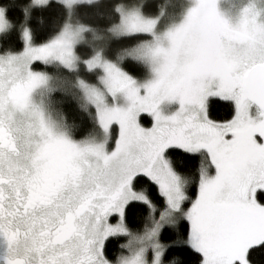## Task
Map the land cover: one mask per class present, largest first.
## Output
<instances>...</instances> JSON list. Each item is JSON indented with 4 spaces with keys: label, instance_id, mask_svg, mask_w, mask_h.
<instances>
[{
    "label": "snow or ice",
    "instance_id": "6c2138e0",
    "mask_svg": "<svg viewBox=\"0 0 264 264\" xmlns=\"http://www.w3.org/2000/svg\"><path fill=\"white\" fill-rule=\"evenodd\" d=\"M258 15L245 8L233 25L218 0H195L167 33L169 46L158 49L155 79L137 84L110 66L109 90L129 102L127 109L110 108L94 94L104 130L114 122L120 127L110 153L102 145L81 147L42 121L24 138L22 151L21 137L0 116L3 264H102V247H92L102 219L121 201L132 203L123 177L140 168L138 184L143 169L176 151L187 154L198 178L185 190L160 169L159 186L171 211L181 214L200 264H252V253L264 250V23ZM31 51L34 60L68 55L60 42ZM37 82L33 77L28 85L0 90V112L5 102L26 107ZM209 93L223 101L226 118L212 117ZM165 100L178 104L170 115L160 111ZM145 114L152 117L150 128L141 126Z\"/></svg>",
    "mask_w": 264,
    "mask_h": 264
},
{
    "label": "trees",
    "instance_id": "16d2710c",
    "mask_svg": "<svg viewBox=\"0 0 264 264\" xmlns=\"http://www.w3.org/2000/svg\"><path fill=\"white\" fill-rule=\"evenodd\" d=\"M183 0H98L92 3H81L74 7L73 17L69 9L60 1L51 0L45 5H33L32 0H0V7L4 9L10 27L0 35V50L18 53L24 47L22 32L29 30L36 45L44 44L57 36L65 25L77 22L92 29L97 35L103 37L98 42H87L76 48L79 58L76 70H69L58 63H35L33 69L44 72L50 78L58 79L62 91L54 90L50 94L52 107L69 128L76 141H84L91 136L101 133L102 129L96 116V109L87 103L83 95L82 84L99 85L102 72L90 66L86 61L91 59L101 48L103 56L116 63L124 72L137 80H144L148 75V66L140 53L135 59L128 57L129 52L137 46L152 39L149 34H133L112 37L110 32L121 22L120 7H141L144 15L156 17L164 10L167 14L176 6L181 8ZM264 1V0H263ZM180 3V5H179ZM181 13V12H180ZM179 13V16H180ZM179 16L173 18L177 20ZM172 21V22H173ZM88 39L90 34L86 35ZM139 55V56H138ZM59 89V88H58ZM223 101L211 98L208 109L214 119L227 117V109L222 106ZM143 127H151L152 119L145 115ZM113 146L118 134V127L113 125L110 129ZM176 173L187 182V189L196 182L198 171L192 166L187 154L176 151L173 155H166ZM133 180L135 192L143 193L147 202L134 201L126 207L124 221L126 227L137 234L147 231L162 213L167 209L165 197L161 194L159 186L145 176L137 184ZM153 207V209L151 208ZM161 244L165 247L163 261L165 264H200L199 254L195 252L186 239L180 221L176 226L164 227L159 235ZM124 237H111L104 245V257L107 262L115 263L122 255ZM252 264H264V250H257L251 255Z\"/></svg>",
    "mask_w": 264,
    "mask_h": 264
},
{
    "label": "rangeland",
    "instance_id": "374dc122",
    "mask_svg": "<svg viewBox=\"0 0 264 264\" xmlns=\"http://www.w3.org/2000/svg\"><path fill=\"white\" fill-rule=\"evenodd\" d=\"M32 1L33 5L40 6L49 3L51 0ZM57 1L65 4L70 11L71 17H73V10L76 5L81 3H92L98 0ZM181 5L182 6L180 9L179 6H176L171 9L168 14L163 10L161 14L156 17H149L144 15L141 11V7L138 6L120 7L122 17L121 22L110 32V35L112 37L127 36L133 34H149L152 36V39L150 41L142 43L141 45L137 46L134 51H131L128 54V57L134 59L136 53L141 54V52H145L149 54L150 58L142 57L148 66V75L144 80H137L132 78L116 63L107 60L103 56V50L99 48L94 56L86 62L88 65L94 66L101 70L102 75L100 77V83L99 85L82 84L84 98H86L87 103H91L92 106H94V108L96 109V116L98 120L99 118L97 114V105L93 103V100L95 98L94 94L102 96L105 103L110 108L127 109L129 107V102L126 100L125 94L123 92H117L115 95H113L109 90L110 66L113 70H119L121 73L126 74L128 77H131L134 81L137 82V84H144L155 79L156 70L161 67L159 59L161 53L158 51V49H166L169 46L167 33L174 31L176 27L184 21L189 10L195 6V0H183L181 2ZM218 7L224 14L225 18H227L233 25L238 23L241 17V13L245 8H250L255 13H258V20L264 23L263 0H218ZM0 9L3 10V27H0V35H2L4 31L10 27V23L6 19L4 9L1 7ZM176 16H179V18L173 21V18ZM149 24L151 25V30L144 31V27ZM26 33L28 34L27 39ZM87 33L91 35V37H89L90 39H88V37L86 36ZM22 37L24 41V47L22 48V50L18 53H12L1 57L0 63L3 64L6 72L13 73L10 82H15L14 86L28 85L29 81L33 77L39 78V82L35 83V85L31 87L28 93L26 108H20L19 118H16V120L22 126L26 136H28L34 129V127L38 126L42 121L43 124L54 134L64 135L73 143L81 147L102 145L105 152H112L116 147V141L120 135L119 125L114 122L106 132L99 121L102 129L101 133L95 134L84 141H76L72 137L71 132L64 121V118L57 113L54 107H52L53 105L50 99V94L53 93L54 90H63L58 79H56L55 77L51 79L50 76H48L44 72L33 69V65L35 63H58V65H61L69 70H76L79 62V58L76 52V48L78 47V45L87 42L89 43L90 41L92 43L98 42L101 41L103 37L97 35V33L89 27L81 25L77 22H71V20L65 25V27L57 36L44 44L36 45L33 42L32 36L27 28L22 32ZM57 42H60V47L64 49L66 53H68V55L65 56V59L56 58V56L54 55L48 56L44 60L32 59L34 53L31 50L53 45ZM211 98H214V95L212 93H209L205 99V103L207 106L208 101ZM159 108L163 114L170 115L177 110L178 104L165 100L159 105ZM113 125H116L118 127V134L113 143V146L110 147V143L112 142L110 129ZM160 169H164L165 172L178 177L181 186L185 190H187V182L181 175L175 172L165 155L162 159H158L155 162L154 167L145 168L143 169V171L146 173L145 176L149 177L159 186V182L162 179V176L159 174ZM139 171H141L140 168H131L123 177L125 186H127L128 188V190H126L125 192L127 193V199L131 200L132 202H147V198L143 193L132 191V182L136 177V173ZM129 187H131V189H129ZM159 189L162 194L160 186ZM143 198H146V200ZM151 208L153 209L152 206ZM125 210L126 207H124L123 201L121 203V207L118 208V211L116 212L114 221L112 223L111 221L101 223L95 235V251H98L101 247L102 250H104V245L107 239L119 236L124 237L127 242L124 244L122 255L115 263L112 264H165L163 261L165 247L161 244L159 235L164 227L176 226L181 219V214L172 212L167 204V209L162 213L161 217L157 221H155V223H153V225L147 231L137 234L130 231L126 227L124 221ZM157 253L161 254L159 258L157 257ZM240 255L242 256L243 252H241ZM102 258L104 261V252ZM107 264L111 263L107 262Z\"/></svg>",
    "mask_w": 264,
    "mask_h": 264
},
{
    "label": "flooded vegetation",
    "instance_id": "af4514ba",
    "mask_svg": "<svg viewBox=\"0 0 264 264\" xmlns=\"http://www.w3.org/2000/svg\"><path fill=\"white\" fill-rule=\"evenodd\" d=\"M13 52H7V51H1L0 50V58L3 56H6L8 54H12ZM3 62V61H2ZM4 63V62H3ZM10 73V74H9ZM6 72L5 67L3 64L0 63V90H3L5 88H9L10 85L14 86L15 82H10L13 73L12 72ZM10 90V88H9ZM26 108V107H24ZM19 110L20 107L11 105L7 102L4 104V112H0V116H3V118L6 121V124L10 125L11 128L14 131V134L18 137H21V141L19 142V147L23 151L24 146V138H26V134L24 133V130L22 126L19 124V122L16 120V118H19ZM26 110V109H25ZM21 126V127H20ZM131 189V187H129ZM128 190L127 186H125V191ZM121 201L118 203L113 210H111L110 214L102 219V222L111 221V223L114 221L116 212L118 211V208L121 207ZM95 245H96V239L94 237V243L92 245L93 250L95 251ZM7 254V245L6 242L0 238V264H3V258ZM103 261V258H102Z\"/></svg>",
    "mask_w": 264,
    "mask_h": 264
}]
</instances>
